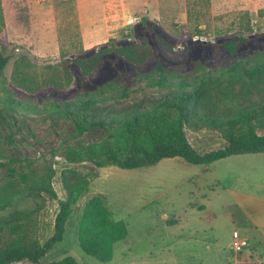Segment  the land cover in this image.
<instances>
[{
  "label": "rangeland",
  "instance_id": "rangeland-1",
  "mask_svg": "<svg viewBox=\"0 0 264 264\" xmlns=\"http://www.w3.org/2000/svg\"><path fill=\"white\" fill-rule=\"evenodd\" d=\"M142 6L127 23L113 21L100 36L83 39L74 0H0V43L7 52L24 54L36 69L66 64L73 77L65 87L28 92L11 82L12 57L0 75V89L34 106L84 97L106 83L116 90L123 86L136 90L129 98L112 102L121 107L167 92L140 90L138 73L153 71L157 63L174 77L193 78L197 71H215L232 62V56L215 43L243 37L235 57H258L264 52V0H150ZM111 38L117 45L132 42L148 47L153 57L135 64L110 54L90 74L81 73L72 59L90 56ZM258 97L254 92L243 98ZM219 103L218 112L227 105L223 100ZM236 103L244 100L238 98ZM71 127V122L55 114L0 111V197L10 200L0 215L32 212L28 221L25 217L22 221L43 242L53 233L58 200L66 197V185L77 182L83 187L62 239L45 253L41 264L65 256L79 264H244L252 248L236 250L233 231L242 235L251 230L253 247L264 242V200L253 198L264 197V152L204 164L168 157L130 169L97 167L69 162L63 156ZM10 135L11 142L5 141ZM99 135L91 130L83 138ZM187 135L200 151L223 143L216 130L198 127L188 129ZM24 158L28 162H20ZM10 168L15 171L13 177ZM49 168L54 174L47 180ZM47 181L56 197L39 189ZM97 195L110 218L123 222L125 228L107 261L86 254L77 237L83 207Z\"/></svg>",
  "mask_w": 264,
  "mask_h": 264
},
{
  "label": "trees",
  "instance_id": "trees-1",
  "mask_svg": "<svg viewBox=\"0 0 264 264\" xmlns=\"http://www.w3.org/2000/svg\"><path fill=\"white\" fill-rule=\"evenodd\" d=\"M197 32L200 33V30ZM238 41H245V38L215 43V47L221 46L232 56V62L215 71H197L193 78L174 77L161 63H157L151 72H139L140 90L167 91L158 98L115 107L112 102L129 98L136 90L125 86L116 90L110 86L111 83H106L84 97L34 106L23 104L10 91L1 88L0 111L45 112L71 122V134L65 141L63 156L69 162H90L97 167L116 165L130 169L153 165L168 157H181L191 164H204L230 155L264 152V133L259 132L264 129V52L258 57L237 58ZM110 54L135 64H143L153 57L148 47L132 42L117 45L111 38L90 56L73 58L72 62L87 75L103 57ZM12 57L11 82L28 92L44 87L62 88L72 81L66 64H51L44 69H36L24 54L7 52L2 43L0 75ZM254 92L259 93L257 100L243 98L247 93ZM238 98L244 103H236ZM222 100L227 105L218 112L216 110ZM198 127L216 130L223 140L222 146L207 151L195 148L187 130ZM91 130L100 133L98 138L84 140V134ZM9 138L11 135L5 141L11 142ZM20 162L26 163L28 159ZM9 172L13 177L14 169L10 168ZM53 174L54 171L49 168L47 180ZM39 189L56 197L48 181ZM82 189L77 182L66 185V197L58 200L53 233L43 242L33 234L29 223L22 221L24 217L28 221L32 212L0 215V264L21 260L41 264L45 253L62 239L65 222ZM9 201L5 196L0 197V209ZM124 235L123 222L110 218L100 196L86 202L77 229L79 244L86 254L107 261L112 255V245ZM44 264L79 263L73 257L65 256Z\"/></svg>",
  "mask_w": 264,
  "mask_h": 264
},
{
  "label": "crops",
  "instance_id": "crops-1",
  "mask_svg": "<svg viewBox=\"0 0 264 264\" xmlns=\"http://www.w3.org/2000/svg\"><path fill=\"white\" fill-rule=\"evenodd\" d=\"M149 2L150 0H74L83 39L100 36L102 32L107 31L106 26L113 21L127 23L140 5L145 6ZM253 198L259 201L264 200V197L260 195ZM237 235L239 238L245 239L247 242L245 247L252 248L251 254H249L244 264H264V242L258 241L257 245L253 247L251 240L254 234L251 230L248 232L246 230L242 235L237 233ZM235 263L238 264L239 262L235 261Z\"/></svg>",
  "mask_w": 264,
  "mask_h": 264
},
{
  "label": "built area",
  "instance_id": "built-area-1",
  "mask_svg": "<svg viewBox=\"0 0 264 264\" xmlns=\"http://www.w3.org/2000/svg\"><path fill=\"white\" fill-rule=\"evenodd\" d=\"M233 236H234L233 246L236 250L239 251L240 249H242L243 247L247 245V242L245 241V239L239 238L236 231L233 232Z\"/></svg>",
  "mask_w": 264,
  "mask_h": 264
}]
</instances>
